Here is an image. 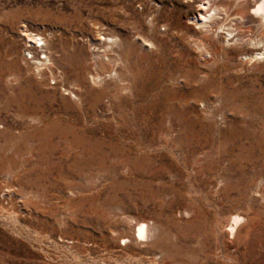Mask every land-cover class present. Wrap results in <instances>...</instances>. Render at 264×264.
Masks as SVG:
<instances>
[{
  "label": "rangeland",
  "instance_id": "374dc122",
  "mask_svg": "<svg viewBox=\"0 0 264 264\" xmlns=\"http://www.w3.org/2000/svg\"><path fill=\"white\" fill-rule=\"evenodd\" d=\"M201 2L0 0V264H264V26Z\"/></svg>",
  "mask_w": 264,
  "mask_h": 264
},
{
  "label": "bare ground",
  "instance_id": "6f19581e",
  "mask_svg": "<svg viewBox=\"0 0 264 264\" xmlns=\"http://www.w3.org/2000/svg\"><path fill=\"white\" fill-rule=\"evenodd\" d=\"M237 1H239V0H237ZM210 4H211L210 0H203V2H201L200 5L202 6V8H205V7L209 6ZM246 4H247V2H241L239 4V6H246ZM211 11H212V13H209L208 15L199 13L200 14L199 15L200 18H198V20L199 19L203 20L204 23H205L204 26L212 25V23H214L215 19H217L219 17V13L217 12V8H212ZM251 16H252V19L257 18L256 21H259L260 22L259 24L264 26V0H254V8L251 11ZM27 39H28L29 43L38 41L34 36L33 37L29 36V37H27ZM238 39H240V37H238ZM40 40L46 42V40H45V38L43 36L40 38ZM110 40H112V39H110ZM259 43L260 42L255 43L254 47H252V48L257 49L258 48L257 45ZM243 47H246V46H243ZM263 54H264V52L257 53V55H260V56L263 55ZM47 59H49V57ZM41 61L45 62L44 60H40L39 62H41ZM39 64L40 63H38L36 65H39ZM232 220L233 221L231 223L230 229H231V233L235 234L237 229H238V227H239V225L241 224V221L243 220V217H241L239 215H235V216H233ZM136 232L138 233V234H135L136 238L144 237L146 235V232H147L146 223L139 222L138 225H137Z\"/></svg>",
  "mask_w": 264,
  "mask_h": 264
},
{
  "label": "built area",
  "instance_id": "2783aa9c",
  "mask_svg": "<svg viewBox=\"0 0 264 264\" xmlns=\"http://www.w3.org/2000/svg\"><path fill=\"white\" fill-rule=\"evenodd\" d=\"M24 38H26L27 34H30L31 37H35L38 41L37 42H30L26 43V49H25V58L30 63H37L39 62V59L45 60L49 56V51L46 46V42L40 40V38L45 35L47 37L46 33L39 32V31H30L26 27H24ZM48 38V37H47Z\"/></svg>",
  "mask_w": 264,
  "mask_h": 264
}]
</instances>
